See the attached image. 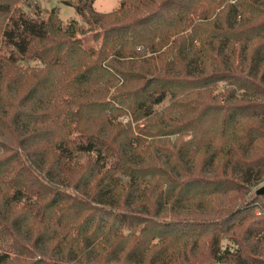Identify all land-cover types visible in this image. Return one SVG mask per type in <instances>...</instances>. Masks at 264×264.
Here are the masks:
<instances>
[{
    "label": "trees",
    "instance_id": "obj_1",
    "mask_svg": "<svg viewBox=\"0 0 264 264\" xmlns=\"http://www.w3.org/2000/svg\"><path fill=\"white\" fill-rule=\"evenodd\" d=\"M117 1L0 0V264H264V0Z\"/></svg>",
    "mask_w": 264,
    "mask_h": 264
},
{
    "label": "rangeland",
    "instance_id": "obj_2",
    "mask_svg": "<svg viewBox=\"0 0 264 264\" xmlns=\"http://www.w3.org/2000/svg\"><path fill=\"white\" fill-rule=\"evenodd\" d=\"M72 1V0H71ZM119 3L117 0H95L94 9L99 13H109L118 8ZM34 7L44 8L46 10H54L56 11L57 16L59 19L64 23H68L71 19H77V15L72 7L64 5L61 0H23L20 5V11L22 12L18 18V22L20 24H24L29 27L32 24V20L28 16V11H32ZM77 26L80 25V22L76 20ZM87 28L84 27L82 30H86ZM86 33V32H85ZM88 35V34H86ZM84 39V38H83ZM84 47L89 50H95L98 46L94 43L89 37L84 39ZM30 65L32 66H40L39 63L31 62ZM123 118V117H121ZM264 184H260L257 189L262 187ZM229 244L228 241H223L222 246L225 247Z\"/></svg>",
    "mask_w": 264,
    "mask_h": 264
},
{
    "label": "water",
    "instance_id": "obj_3",
    "mask_svg": "<svg viewBox=\"0 0 264 264\" xmlns=\"http://www.w3.org/2000/svg\"><path fill=\"white\" fill-rule=\"evenodd\" d=\"M256 195H264V185L262 187H260L257 191H256Z\"/></svg>",
    "mask_w": 264,
    "mask_h": 264
}]
</instances>
